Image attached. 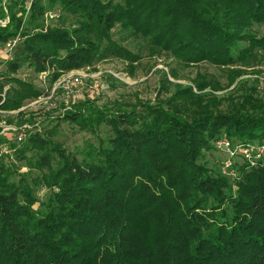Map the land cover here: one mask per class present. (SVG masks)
<instances>
[{
  "label": "trees",
  "instance_id": "trees-1",
  "mask_svg": "<svg viewBox=\"0 0 264 264\" xmlns=\"http://www.w3.org/2000/svg\"><path fill=\"white\" fill-rule=\"evenodd\" d=\"M0 21V47L18 39L0 75L5 111L49 93L17 76L24 67L53 84L111 57L137 62L142 55L114 39L116 28L146 36L159 24L152 38H165L186 65H247L264 44L254 30L264 27V0H6ZM187 94L176 96L183 106L87 101L21 143L3 138L28 171L3 154L0 264H264V164L237 157L226 175L217 147L224 138L264 142V101L250 91L223 111L217 99ZM64 122L96 142L77 151L55 142Z\"/></svg>",
  "mask_w": 264,
  "mask_h": 264
},
{
  "label": "rangeland",
  "instance_id": "rangeland-1",
  "mask_svg": "<svg viewBox=\"0 0 264 264\" xmlns=\"http://www.w3.org/2000/svg\"><path fill=\"white\" fill-rule=\"evenodd\" d=\"M30 1L28 0V3ZM5 2L6 0L3 3L0 2V6ZM141 21H143L142 17L139 23ZM6 24L7 21H0V25ZM140 25H142L140 30L144 31L143 24ZM117 29L113 31L114 39L142 55L137 62L132 63L111 57L95 67L79 69L75 71V74L79 75L80 83L69 89L55 86L54 83L45 85L40 79V74H36L32 68L24 67L18 71L17 76L33 81L40 88L45 85L49 88L50 94L28 99L19 109L0 113V124L13 126L28 124L36 128H50L55 124V116L63 112L65 108H72L87 101H93L99 105L129 107L140 101L167 102L171 98L170 100L175 101L173 102L175 105L183 106L180 101H177L176 96H187L190 91L196 97H200L201 103L204 104L211 103L213 99L219 100L216 106L223 111L234 110L233 108L240 102V96L250 91L264 101V44L262 42L258 46L259 56L247 65L225 68L209 62L186 65L164 47L165 38H152L153 34L158 33L159 24L151 21L146 36H143L141 32L129 33ZM254 30L264 39V27L255 25ZM10 59L0 52V75L7 69V61ZM236 70L242 71L241 75L231 79V74ZM106 133V127L103 125L100 135L105 137ZM11 138L15 139V137ZM2 139L0 142L3 141ZM53 140L63 144L70 151H77L90 142H96L91 132L80 130L75 124L68 122L61 124ZM2 149L6 147L0 143V150ZM10 149V152L3 154L11 155V159L18 166L24 165L15 160L13 150ZM227 154V151L223 152L224 157ZM215 159L212 155L207 156L210 164H213ZM22 167V172L28 171L27 167ZM219 167L223 173L227 170L224 174L229 175L227 164L221 162ZM232 167L233 163L231 171ZM37 193L41 199H44L47 190L41 188Z\"/></svg>",
  "mask_w": 264,
  "mask_h": 264
},
{
  "label": "built area",
  "instance_id": "built-area-1",
  "mask_svg": "<svg viewBox=\"0 0 264 264\" xmlns=\"http://www.w3.org/2000/svg\"><path fill=\"white\" fill-rule=\"evenodd\" d=\"M50 16L52 18L57 16V13H51ZM18 39L9 41L8 43L5 44V46H3L2 48H0V52L2 55H5L7 57H9V59L12 57V52L14 50V47L17 43ZM77 71V70H75ZM75 71H70L67 73L62 74L55 82L54 85L55 86H62L65 88H71V86H74L78 83H80V77L79 75H77V73L75 74ZM40 79L41 81L46 85L47 83L49 84V73L48 72H44L42 74H40ZM45 85H43L42 87L45 88L49 93L47 95L50 94L49 88L45 87ZM46 96V95H44ZM5 112V110H0V113ZM7 112V111H6ZM34 126L25 124L22 126H13V125H2L0 124V139L5 138V137H15V140L19 143L23 142L26 137H27V132L32 129ZM2 145L4 147H6V149H2L0 150V159L3 155V153L5 152H10L9 150H11L9 148V145L7 144H3ZM8 147V148H7ZM217 147L222 151H227V156L225 157V161L222 163L227 164V168L229 169L228 174H233V172L230 170L233 161L237 158V157H241L244 160L251 162L252 164H255L257 160H260L263 162L264 164V142L262 143H242L240 141H235V140H231L229 138H224L221 139L217 142ZM230 166V167H229ZM227 170H224V173H226Z\"/></svg>",
  "mask_w": 264,
  "mask_h": 264
}]
</instances>
